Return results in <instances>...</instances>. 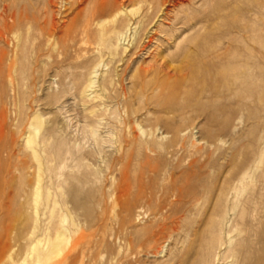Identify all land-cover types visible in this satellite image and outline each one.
I'll return each mask as SVG.
<instances>
[{
    "label": "rangeland",
    "instance_id": "374dc122",
    "mask_svg": "<svg viewBox=\"0 0 264 264\" xmlns=\"http://www.w3.org/2000/svg\"><path fill=\"white\" fill-rule=\"evenodd\" d=\"M101 1L0 0V264H201L251 178L264 231V0Z\"/></svg>",
    "mask_w": 264,
    "mask_h": 264
},
{
    "label": "bare ground",
    "instance_id": "6f19581e",
    "mask_svg": "<svg viewBox=\"0 0 264 264\" xmlns=\"http://www.w3.org/2000/svg\"><path fill=\"white\" fill-rule=\"evenodd\" d=\"M98 9L100 13L106 14L114 11L119 12L122 6L103 0L98 3ZM119 13L116 16H118ZM12 19L15 24L20 25V23L24 21V16L21 15V17L17 19L16 15L12 14ZM119 41H121L120 38ZM94 86L95 81L92 80L88 86L89 91L92 90ZM32 127L33 131L27 137L26 145L32 150L38 161L41 162L39 150H45L47 145L37 141L40 130L34 127L33 124ZM253 183V178L247 182H238L234 186L233 191L229 193V195L233 197V202L219 211L218 220L216 222L217 230L216 233H214L216 235L204 241L201 246V264H264V231L250 230L249 227L244 230L241 228V223H239V218L241 217L238 214L240 204L239 197L249 189L250 185L252 186ZM249 204L250 207L247 209L246 214L251 218V216H254L256 210L253 201L250 200ZM124 210L127 213H131L132 206L130 203L124 205ZM164 231H169V228L165 227ZM40 255L41 253L39 251L35 264H42Z\"/></svg>",
    "mask_w": 264,
    "mask_h": 264
}]
</instances>
